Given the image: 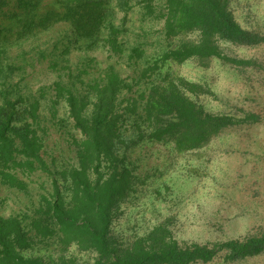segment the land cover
<instances>
[{
    "label": "trees",
    "instance_id": "obj_1",
    "mask_svg": "<svg viewBox=\"0 0 264 264\" xmlns=\"http://www.w3.org/2000/svg\"><path fill=\"white\" fill-rule=\"evenodd\" d=\"M112 2L0 0V183L22 189L24 183L18 179V172L55 175L42 156L43 143L36 129L42 121L40 102L47 95L52 110L49 117L55 118L58 99L64 100L71 129L80 136H72L77 166L65 167L59 173L67 196L54 179V194L41 196L34 216H0V264H73L63 256L56 260L26 258L23 252L30 250L35 240L36 245L52 240L60 252L76 245L81 251L96 254L94 264H206L219 254H223L225 262L261 254L264 232L242 240L180 245L172 239L166 225L161 224L127 245H120L113 238L111 226L121 204L146 184L147 178L136 175L135 166L129 167L130 156L136 149L159 144L176 155H185L205 148L229 128L253 124L259 118L247 114L236 120L206 112L192 99V95L203 92L201 87L181 78H170L169 70L163 72L165 67L186 61L208 67L214 59L237 69L257 66L251 60L227 57L220 43L260 46L264 44V34L243 28L229 9V0H160V4L158 0H115L113 5ZM135 7H140L143 19L162 21L163 41L175 44L150 60L140 45L127 49L129 62L144 65L127 78L121 77L112 66L104 69L98 79L86 85L94 94L93 100L89 101V92L76 89L73 83L54 82V87L39 88L35 97L21 94L18 84L10 81L15 67L1 60L6 54L5 45L26 41L57 24L68 25L77 41L86 40L93 46L102 41L110 53L121 56L122 29L111 23L118 11L126 15ZM101 29L107 30L105 38H101ZM195 34L197 38L191 40L189 37ZM71 42L63 43L62 51L58 41L50 51L37 50L41 57L38 60H47L49 67L57 70ZM86 62L90 60L87 58ZM142 80H146L144 87L131 96L133 87ZM51 164L55 166L54 159Z\"/></svg>",
    "mask_w": 264,
    "mask_h": 264
},
{
    "label": "rangeland",
    "instance_id": "obj_2",
    "mask_svg": "<svg viewBox=\"0 0 264 264\" xmlns=\"http://www.w3.org/2000/svg\"><path fill=\"white\" fill-rule=\"evenodd\" d=\"M228 5L243 28L264 34V0H229ZM140 12V7H135L126 15L122 11L114 15L111 24L122 29L119 39L124 52L121 56L110 53L102 41L94 46L86 40L77 41L65 24H57L26 41L6 44V54L1 60L15 67L10 81L18 84L21 94L30 93L35 97L39 95V88L54 87V82L73 83L76 89L89 92V101L93 100L94 94L86 85L98 79L107 67H114L123 78L131 77L136 68H142L144 63L135 66L128 61L127 49L140 45L150 60L154 54L175 44L163 41L160 33L162 21L143 19ZM101 33V38H105L107 30L101 29ZM189 38L193 40L197 34ZM56 41L60 43L59 51H62L63 43L72 42L68 54L59 62V68L53 70L47 60H38L37 50L50 51ZM220 48L227 57L251 60L257 66L237 69L214 59L208 67L186 61L166 66L163 72L169 70L170 78H181L199 85L203 92L192 95V99L206 112L228 115L236 120L253 114L259 117L257 122L229 128L205 148L185 155H176L159 144L136 149L130 156L132 165L129 167L135 166L134 173L147 180L145 186L138 187L115 214L111 234L120 245L144 237L161 224L166 225L172 239L180 245L242 240L264 232V44L244 47L222 42ZM83 70L85 72L81 73ZM144 82L146 80L135 85L130 95L134 96V91L143 88ZM51 91L55 95V91ZM40 103L42 121L36 127L37 134L43 143L42 156L55 175L40 171L31 174L18 172V179L24 183L22 189L0 183V216L4 218L34 216L42 201L41 196L54 194V179H57L62 194L67 196L65 182L59 173L65 167L77 166L72 136H80L71 129L64 100L58 99L55 118L49 117L52 110L48 95ZM52 159L55 166L51 164ZM23 255L44 260L63 256L73 264H94L96 260L95 253L81 251L76 245L60 252L52 240L37 245L35 240L33 247ZM206 264H264V251L232 262H225L223 254H219Z\"/></svg>",
    "mask_w": 264,
    "mask_h": 264
}]
</instances>
